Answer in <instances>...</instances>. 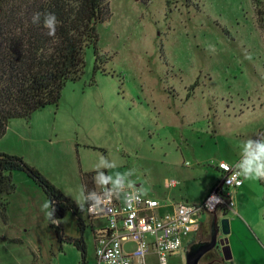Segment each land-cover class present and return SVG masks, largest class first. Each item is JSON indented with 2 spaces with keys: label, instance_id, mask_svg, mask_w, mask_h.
Returning a JSON list of instances; mask_svg holds the SVG:
<instances>
[{
  "label": "rangeland",
  "instance_id": "obj_1",
  "mask_svg": "<svg viewBox=\"0 0 264 264\" xmlns=\"http://www.w3.org/2000/svg\"><path fill=\"white\" fill-rule=\"evenodd\" d=\"M258 1L264 6V0H108L111 15L98 27L100 70L94 73L87 49L80 80L66 84L57 106L9 121L0 153L21 158L84 210L81 173H97L98 191L138 188L164 213L174 202L204 201L219 177L216 164L237 166L243 185L228 190L232 207L219 216L230 228L227 264H264V178L245 179L249 152L264 143ZM16 181L1 235L24 244L1 240L0 264H80L71 243L59 251L44 201ZM65 216V233L75 239V217ZM83 239L86 264H97L91 228ZM169 264H186L185 253Z\"/></svg>",
  "mask_w": 264,
  "mask_h": 264
},
{
  "label": "trees",
  "instance_id": "obj_2",
  "mask_svg": "<svg viewBox=\"0 0 264 264\" xmlns=\"http://www.w3.org/2000/svg\"><path fill=\"white\" fill-rule=\"evenodd\" d=\"M256 7L262 18L263 3L258 1ZM36 13L39 16L33 23ZM110 15L108 0H0V138L9 121L29 119L40 109L58 105L66 84L80 80L87 49L93 50L94 73L100 70L98 27ZM53 17L55 32L49 35L46 21ZM13 173L24 174L46 195L52 214L48 216V225L56 236L59 251L62 242L71 243L80 252V264H86L83 231L93 226L86 212L101 195L95 187L97 173H81L84 210L21 158L0 153L2 221L7 220L8 200L15 191ZM220 213L225 217L228 210L223 208ZM66 214L75 217L80 233L77 239L64 233L62 220ZM105 232L99 228L92 232V238Z\"/></svg>",
  "mask_w": 264,
  "mask_h": 264
},
{
  "label": "built area",
  "instance_id": "obj_3",
  "mask_svg": "<svg viewBox=\"0 0 264 264\" xmlns=\"http://www.w3.org/2000/svg\"><path fill=\"white\" fill-rule=\"evenodd\" d=\"M215 168L219 177L204 201L174 203L173 211L164 213L158 200L138 188L103 189L86 212L90 223L104 221L101 229L107 231L93 238L97 264H169V259L191 242L207 212L213 213L218 203L222 204L220 211L232 207L228 190L241 187L240 170L226 162ZM175 185L174 181L167 184ZM126 243L133 244L131 252L125 251Z\"/></svg>",
  "mask_w": 264,
  "mask_h": 264
},
{
  "label": "water",
  "instance_id": "obj_4",
  "mask_svg": "<svg viewBox=\"0 0 264 264\" xmlns=\"http://www.w3.org/2000/svg\"><path fill=\"white\" fill-rule=\"evenodd\" d=\"M221 187H222V185H221ZM221 195H222V188H221ZM224 197H227V196H224ZM221 205L222 204L218 203L215 206L213 213L207 212L208 216H207L206 221L203 224V225H206L207 223L208 224L211 223V221H212L211 216H213L212 229H211V231H212L211 241L203 243V244L192 245L186 253L184 252L185 257H186V264H200L201 258L216 246L217 237H218V233H219V227L217 225L218 222L220 223V229H221L222 235L224 237L223 239H221L219 241V244L221 246V253L223 255V259L226 262H228L232 259V254H231L230 248L228 246V239L226 238V236L230 233L228 220L223 218L222 220L219 221V216L221 215V213H220L221 212L220 211ZM201 225H202V223L199 225V229H200ZM199 229H198V231H199Z\"/></svg>",
  "mask_w": 264,
  "mask_h": 264
},
{
  "label": "crops",
  "instance_id": "obj_5",
  "mask_svg": "<svg viewBox=\"0 0 264 264\" xmlns=\"http://www.w3.org/2000/svg\"><path fill=\"white\" fill-rule=\"evenodd\" d=\"M217 173H218V171H217ZM12 181H13V183L14 182H16L17 184H19V186H20V183H18V181H16V180H19L21 183H24V185H25V187L28 189V190H31V191H33V193H35L37 196H39L44 202H43V204L45 203V202H48V200H47V197H46V195L43 193V191L37 186V185H35L31 180H29L27 177H25V178H19V177H16L15 176V173H13L12 174ZM15 184V183H14ZM242 185H243V183H242ZM241 185V186H242ZM18 190V186H16V184H15V191H14V193L9 197V200H8V202H9V206H8V209H7V212L8 213H10V208H11V205L13 204L12 202H11V198L15 195V192ZM175 203V202H174ZM178 203V202H177ZM162 212V211H161ZM7 213V219H8V216H9V214ZM49 214V208L48 209H44V211H43V217H45V219L47 220V226H48V228H49V225H48V215ZM66 216H64V218H65ZM64 218H63V220H64ZM207 219V218H206ZM206 219H205V221H206ZM63 220H62V226H64L63 225ZM204 221V222H205ZM101 222L100 221H96V222H94L92 225L93 226H90L89 228H91V233L92 232H94L95 230H97V229H99V228H102L103 226H105L104 224H100ZM6 226H7V220L6 221H2L1 219H0V241L1 240H3V242H7V243H9V244H15V245H23L24 243H23V241L21 240V238H18V237H15V238H8V237H4L3 235H1V232H3V233H5V230H6ZM63 229H64V227H63ZM52 234H54V232L51 230L50 231ZM77 232H78V230H77ZM64 233H65V230H64ZM65 235H66V233H65ZM54 236H55V234H54ZM67 237H70V238H73V236L72 235H66ZM72 236V237H71ZM92 236H93V234H92ZM79 236H76V238L75 239H77ZM57 239H56V236H55V241H56ZM57 243V242H56ZM25 244H28L29 246L32 244V245H34L35 246V248L37 247V245L34 243V241H32V240H29V243H25ZM30 248V247H29ZM38 248V251H39V254H40V248L39 247H37ZM40 259L42 260V261H47L48 260V258L44 255V256H42V257H40ZM42 264V263H41Z\"/></svg>",
  "mask_w": 264,
  "mask_h": 264
},
{
  "label": "clouds",
  "instance_id": "obj_6",
  "mask_svg": "<svg viewBox=\"0 0 264 264\" xmlns=\"http://www.w3.org/2000/svg\"><path fill=\"white\" fill-rule=\"evenodd\" d=\"M39 13H36L33 16L32 22L35 23V20L38 18ZM53 18H50L46 21V26L49 29V35H53L55 32V29L53 27ZM249 148H252V144H248ZM264 143L257 144L255 146V150L252 152H249V159L246 161V170L251 173V175L247 176L245 179L250 181H256L258 178H264ZM224 167H228L227 165H224ZM82 197H80L79 203H81ZM50 206L49 202H45L43 204L44 209H48ZM82 207V203H81ZM49 217H51V213L48 214Z\"/></svg>",
  "mask_w": 264,
  "mask_h": 264
},
{
  "label": "flooded vegetation",
  "instance_id": "obj_7",
  "mask_svg": "<svg viewBox=\"0 0 264 264\" xmlns=\"http://www.w3.org/2000/svg\"><path fill=\"white\" fill-rule=\"evenodd\" d=\"M211 217H212L211 223H209V224L207 223L206 225H203L204 224V222H203L199 231L193 236L191 242L186 243L184 245L182 252L186 253L192 245L203 244V243L211 241V236H212L211 235L212 234L211 229H212L213 216H211ZM217 225L220 229V223L219 222ZM219 241L220 240H218V238H217L216 246L201 258L200 264H227V262L224 261V259H223V255H222L221 250H220L221 246L219 244Z\"/></svg>",
  "mask_w": 264,
  "mask_h": 264
}]
</instances>
